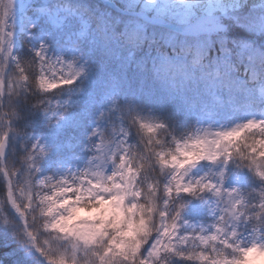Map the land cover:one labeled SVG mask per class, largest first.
<instances>
[{
  "label": "snow or ice",
  "instance_id": "obj_1",
  "mask_svg": "<svg viewBox=\"0 0 264 264\" xmlns=\"http://www.w3.org/2000/svg\"><path fill=\"white\" fill-rule=\"evenodd\" d=\"M18 19L43 40L14 55ZM49 45L72 58L49 56ZM86 70L96 102L112 98L80 143L64 135L80 108L56 90ZM152 104L161 119L149 122L137 108ZM241 104L264 107V0H0V222L13 259L26 264L18 245L46 264L264 261V119L184 138L168 131ZM27 129L49 135L50 148H25ZM9 132L21 138L14 166ZM44 158L52 175L41 176ZM197 165L211 167L192 175ZM6 206L22 230L9 227Z\"/></svg>",
  "mask_w": 264,
  "mask_h": 264
},
{
  "label": "trees",
  "instance_id": "obj_2",
  "mask_svg": "<svg viewBox=\"0 0 264 264\" xmlns=\"http://www.w3.org/2000/svg\"><path fill=\"white\" fill-rule=\"evenodd\" d=\"M91 3H102L101 0H90ZM16 25L12 26V34L15 31ZM22 38V37H21ZM20 35L18 38L17 43L12 47L13 48V54L14 55H20L26 51L22 47L23 41H29L28 39H21ZM128 73L130 77L133 79V81H137L140 79V74L135 71L134 69H129ZM81 81H84V87L83 91L79 92L77 91L78 88H80ZM56 96L59 98L60 102H63L64 100H70L74 104H78L80 111L73 114L74 117H80L81 120L79 121V126L73 130L72 128H66L64 135L65 138H67L69 135L73 138L74 141H79L80 143H83L85 138L90 134L92 128L96 125L97 119L100 117L101 112H106L107 110V101L112 98V93L107 92L104 95L100 97L99 102L97 103L95 100L96 96V89L92 84L91 77L89 75V72L86 70L85 73L79 77L75 84L70 86H65L62 89L56 90ZM122 101L117 97V103H121ZM255 107H261L258 104H241L239 108H237L235 111L227 112L224 116L213 119L218 120L221 123H232L236 120H242L243 118H246L249 111L254 110ZM138 115L142 114L144 119L146 121H155L161 119V112L156 109L155 104H152L150 106L145 107H138L137 108ZM142 118V116H140ZM199 118H190L189 121L183 125H170L168 128V131L172 132V134L176 138H184L187 135L191 134L195 131V128L197 126V123L199 122ZM9 127H19L18 124L13 125L9 124ZM27 131L31 132V135H29L27 138L24 139L25 148L29 147L31 144L36 143L38 146L43 145L46 150H48L51 146V139L49 135H42L39 131L33 130V129H27ZM166 139H170L169 137H166ZM21 138L20 137H14L11 132H9L8 135V146H7V156L5 159L6 166L11 161L12 165H15L16 157L21 154L22 150L20 147ZM82 155V162L79 163V167H82L84 163L87 162V154H81ZM47 158H44L41 162V172H52V167L47 166ZM202 163V162H201ZM203 164V163H202ZM207 168H204L203 171H201V165H197L196 168L192 170V175H204L207 172ZM61 172L62 170L59 169ZM6 187L7 185L4 182L2 174H0V196H3L4 193L6 194ZM4 216L9 220V227H13L16 230H22L24 227L23 222L21 221V218L18 216V214L11 209L10 206H6L4 211ZM184 218L186 220H189V222H194L191 220V214L189 212L184 213ZM11 241V242H9ZM15 244V241L11 240V236L9 235V232L5 230V225L0 222V264H7V262H11V264H21L20 259H13L17 256V253L14 251H11L10 249ZM19 254L23 258V261L26 262V264H46V260L43 256H41L39 253L35 251V249H32L28 246L25 247H19ZM177 264H182V262H177Z\"/></svg>",
  "mask_w": 264,
  "mask_h": 264
},
{
  "label": "rangeland",
  "instance_id": "obj_3",
  "mask_svg": "<svg viewBox=\"0 0 264 264\" xmlns=\"http://www.w3.org/2000/svg\"><path fill=\"white\" fill-rule=\"evenodd\" d=\"M109 2L108 0H105V3ZM14 26L16 25L15 31L12 34L11 37V43H12V47L17 43L19 35L20 38L23 39H28L31 44H38L43 40V35H41L39 38L35 37L32 35V33L26 28L25 24L23 23L22 20H17L14 24ZM34 31V30H33ZM46 43V41H45ZM48 55L55 58L56 56H62L65 58V60L71 59L72 58V53L71 51H69L66 48H62L60 46H56V47H52L51 45H49V51H48ZM139 116H142V118L144 117L142 114H140ZM144 119V118H143ZM248 119H264V107H255L254 110L249 111V113L246 116V119L243 120H237L234 121L233 123L229 124V123H221L220 121L218 122V120H213V119H200L199 122L197 123V126L195 128H205V127H210L213 130H216L218 128H230L235 126L237 123H243L246 122ZM146 120V119H144ZM96 127V125L94 126ZM203 164H205V162H202ZM211 167L210 165H206L205 168H209ZM213 171H215V169L213 168ZM52 172H46V171H42L41 172V176H47V175H52ZM60 174L59 169L57 170V175ZM252 264H264V261L259 260V258L255 259L252 261Z\"/></svg>",
  "mask_w": 264,
  "mask_h": 264
},
{
  "label": "clouds",
  "instance_id": "obj_4",
  "mask_svg": "<svg viewBox=\"0 0 264 264\" xmlns=\"http://www.w3.org/2000/svg\"><path fill=\"white\" fill-rule=\"evenodd\" d=\"M115 71L117 72V74H119L122 70L117 68V69H115ZM127 75H128V77L130 78V80H131L132 82H134L133 79L130 77L129 73H127Z\"/></svg>",
  "mask_w": 264,
  "mask_h": 264
}]
</instances>
